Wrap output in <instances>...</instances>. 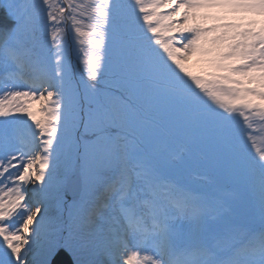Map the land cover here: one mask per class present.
Returning <instances> with one entry per match:
<instances>
[{
    "label": "snow or ice",
    "instance_id": "6c2138e0",
    "mask_svg": "<svg viewBox=\"0 0 264 264\" xmlns=\"http://www.w3.org/2000/svg\"><path fill=\"white\" fill-rule=\"evenodd\" d=\"M258 140L264 0H0V264H264Z\"/></svg>",
    "mask_w": 264,
    "mask_h": 264
},
{
    "label": "rangeland",
    "instance_id": "374dc122",
    "mask_svg": "<svg viewBox=\"0 0 264 264\" xmlns=\"http://www.w3.org/2000/svg\"><path fill=\"white\" fill-rule=\"evenodd\" d=\"M259 19V18H258ZM189 66L191 67V70L193 71H198L199 70V67L200 65L198 63H196V57H192L190 60H189ZM37 115H39V113H37ZM257 135H260L259 133H257ZM257 146L260 147V146H264V143H262L261 141L258 140V143H257Z\"/></svg>",
    "mask_w": 264,
    "mask_h": 264
},
{
    "label": "water",
    "instance_id": "95a60500",
    "mask_svg": "<svg viewBox=\"0 0 264 264\" xmlns=\"http://www.w3.org/2000/svg\"><path fill=\"white\" fill-rule=\"evenodd\" d=\"M57 259L58 260H65V259H67V257L64 254H61V256H59Z\"/></svg>",
    "mask_w": 264,
    "mask_h": 264
}]
</instances>
